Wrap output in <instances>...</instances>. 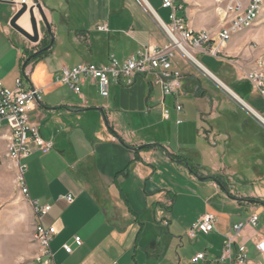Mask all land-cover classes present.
Listing matches in <instances>:
<instances>
[{"label": "crops", "instance_id": "1", "mask_svg": "<svg viewBox=\"0 0 264 264\" xmlns=\"http://www.w3.org/2000/svg\"><path fill=\"white\" fill-rule=\"evenodd\" d=\"M17 1L0 0V80L7 90H14L20 79L22 88L33 86L41 91V104L31 106L28 118L52 149L43 154L31 143L29 155L20 163L27 167L24 182L29 204L50 207L41 218L45 228L53 227L56 232L49 244L50 264H182L187 249L193 254L187 264H230L216 262L227 237L233 248L245 247L250 261L264 264V257L254 247L264 241V171L255 177L257 186L251 193L233 195L215 151L220 137L216 133L228 131L229 119L236 116L247 131L243 130L234 147L261 145L263 108L251 107L239 95L247 94L254 103L264 99L245 79L248 71L243 62L227 66L222 56L214 59L197 54L200 61L195 57L197 63H193L177 53L173 67L181 74L180 114L174 110L173 97L161 104L160 90L141 76L130 86L123 80L112 83L107 98L99 96L90 80L81 85L80 95L73 96L68 87L55 81L62 68L105 65L110 57L121 62L138 52L165 47L169 40L158 20L166 23L168 11L159 0H27L30 7L40 5L50 26L53 43L45 50L50 38L43 33L36 11L38 44L10 27ZM175 4L181 7L177 16L192 31L216 33L220 17L214 0H176ZM101 24H106L107 32L96 30ZM18 25L24 26L23 21ZM237 30L221 55L232 53L245 59L253 34L250 30L235 34ZM26 31L30 33L29 25ZM162 109L169 111L167 118H162ZM172 124L193 135L202 133L210 147L200 150L198 175L189 172L185 184L195 190L196 182H206L217 195L218 185L209 177H218L226 184L222 186L226 190L222 192L224 207L232 210H218L209 200L202 204L190 190L174 194L168 187L166 178H183L175 168L185 169L187 162L159 145L151 133ZM68 195L73 198L70 204L65 200ZM180 198L185 201V213L188 211L182 218L177 216ZM195 200L201 209L187 217L188 204ZM207 212L216 216L215 230L190 239V227ZM255 214V227L233 233L234 225L245 224ZM180 221L189 245L178 236ZM75 237L80 246L74 243ZM199 237L205 246L204 259L193 263L200 254H194ZM64 245L71 248L69 254L62 249Z\"/></svg>", "mask_w": 264, "mask_h": 264}, {"label": "built area", "instance_id": "2", "mask_svg": "<svg viewBox=\"0 0 264 264\" xmlns=\"http://www.w3.org/2000/svg\"><path fill=\"white\" fill-rule=\"evenodd\" d=\"M161 8L168 11L167 22L158 20L165 32L169 43L165 47L157 50H147L138 52L124 61H118L110 57L105 65L78 64L71 68H62L56 75L55 81L68 87L73 93L80 95L81 85L87 81H93L96 85L100 97L107 98L109 88L112 83H118L120 80L125 82L126 86L132 85L137 76L145 77L150 80L152 86H156L161 93L162 99L173 97L175 100L174 110L176 114L182 112V106L178 102L181 95V74L173 67V60L177 53L197 63L195 57L197 54L207 55L214 59H219L221 51L226 46L227 32L235 25L248 24V30L251 25V14L258 7L259 0H214L215 11L220 17V23L215 34L200 31L194 32L187 27L185 20L177 16L181 9L175 4L176 0H159ZM17 11L21 5L27 8V0H18L16 2ZM97 31L107 32L106 24L96 27ZM191 54L188 57L186 53ZM262 62H256L255 66L244 74L245 79L250 82L253 89L264 99V73ZM41 91L33 86L26 89L22 88L20 79L15 81V89L7 90L3 88L0 80V125H4L7 132V142H10L12 149V158L18 159L19 163V186L23 196L27 198V189L24 182L26 165L20 163L21 159L29 155V145L33 143L43 154L52 149L50 142L44 141L39 133L38 127L29 122L28 112L31 106L41 104ZM169 111L162 109V118H167ZM177 124L180 121H176ZM67 203H72L73 198L68 195L65 197ZM50 210L49 206L39 207V215H35V224L33 227V241L37 252L34 255V264H50L53 262L49 244L55 235L53 227L45 228L41 223V218ZM258 216L252 215L245 224H237L232 227L235 235H238L246 226L255 227ZM216 216L214 213L207 212L203 214L188 231V237L194 239L197 234L207 235L215 230ZM76 246L81 242L78 237L74 238ZM255 250L264 257V241H259L255 245ZM64 252L69 254L71 248L67 245L62 246ZM204 259V254H197L193 263ZM217 263L228 262L230 264H262L252 262L248 259L244 246L233 248L231 238H226Z\"/></svg>", "mask_w": 264, "mask_h": 264}, {"label": "rangeland", "instance_id": "3", "mask_svg": "<svg viewBox=\"0 0 264 264\" xmlns=\"http://www.w3.org/2000/svg\"><path fill=\"white\" fill-rule=\"evenodd\" d=\"M250 29L253 37L248 43V54L245 59L232 53H225L221 58L225 61L227 66L243 62V68L249 71L255 66L256 62H262L264 73V0L262 7L259 11L258 18ZM237 30V29H236ZM248 31V29H238L235 34ZM200 61V56H194ZM220 58V57H219ZM220 58V59H221ZM214 65L211 71L214 72ZM26 86V85H25ZM70 90V89H69ZM73 96H78L69 91ZM248 93V91H247ZM247 95V94H246ZM246 95L241 93V96L251 107L256 109L263 108L264 102L260 99L254 103L251 97L246 98ZM231 126L228 131H218L216 135L220 137L216 141V153L218 156L217 164L222 167L229 176L230 182L228 189L231 193H251L256 186L255 177L264 171V135L258 136V142L261 144L259 148L254 149H241L239 146L234 147L236 139L241 137L243 130L246 132V127H242V121L239 116L229 119ZM104 121V120H103ZM182 127H177L174 124L167 126L158 132L151 133L156 141L161 146H165L168 150L178 156L179 159H186L187 167L176 170V173L183 174L182 177H174L173 179L166 178L168 187L175 193H182L190 190L195 198L202 204L203 200H209L213 207L218 210L230 211L233 208L226 205V200L222 196L223 188L218 185L220 194L216 195L215 189L206 182L197 183L195 190L185 184V178L189 175L192 168L198 171L197 165L201 164L199 152L202 149L208 148L207 141L203 139L202 133L197 131L193 133L183 132ZM157 131V130H156ZM249 131V130H248ZM245 139H249L246 136ZM7 132L0 129V264H34L33 258L37 252L36 245L33 241V227L35 224V214L32 206L29 204L27 198L22 195L18 183V170L14 162L6 156L7 149ZM250 137H253L250 133ZM233 142V144H230ZM210 148V147H209ZM242 153V154H241ZM259 161L258 163L256 161ZM199 172V171H198ZM193 175L194 173L191 172ZM24 179L26 175L24 174ZM224 187L225 182L221 180ZM226 195V194H225ZM184 199L180 198L179 207L177 209L179 217H183L185 213ZM189 213L187 215L194 217L200 211L201 207L197 200L194 203L188 204ZM242 212V211H241ZM186 217V218H187ZM180 220V219H179ZM181 226L178 230V236L188 244L186 238L187 230L184 232L183 222L179 223ZM183 231V232H182ZM194 244V243H193ZM189 245V244H188ZM189 247V246H188ZM204 242L198 238V245L195 248L196 253L204 254ZM192 253L189 249L185 252L186 261L183 260L182 264H187L191 259Z\"/></svg>", "mask_w": 264, "mask_h": 264}, {"label": "water", "instance_id": "4", "mask_svg": "<svg viewBox=\"0 0 264 264\" xmlns=\"http://www.w3.org/2000/svg\"><path fill=\"white\" fill-rule=\"evenodd\" d=\"M35 11L37 12V15L40 18L41 27L43 30V33H45L50 38V43L48 47L45 49L47 50L53 43V36L51 34L50 26L41 10V7L39 4H34L33 6L27 8L25 5H21V8L16 12V14L12 17L10 20V27L15 30L17 33H19L21 36H23L27 41H29L32 44H38L41 40L40 34H39V23L37 21V18L35 16ZM26 18L27 23L30 28V33L21 28L18 25V22L22 19ZM198 180H201V178H198Z\"/></svg>", "mask_w": 264, "mask_h": 264}, {"label": "bare ground", "instance_id": "5", "mask_svg": "<svg viewBox=\"0 0 264 264\" xmlns=\"http://www.w3.org/2000/svg\"><path fill=\"white\" fill-rule=\"evenodd\" d=\"M262 4H263V0H259L258 7L256 9H254L253 14H251V25H253L254 22L256 21V19L258 18V14H259V11H260V9L262 7ZM20 21H23V25H24V26H21V27L23 29L27 30L28 23H27L26 18H22ZM236 29H248V24L235 25L234 27H232V29H230V32H227L226 43H228L230 41L231 34ZM186 54H187L188 57H191V54H189L188 52ZM3 127H4V125H0V129H2ZM6 156L12 162L15 163V165L17 167V170H18V181H19V163H18V159H13L12 158V149H11L10 142L7 143ZM36 205H37L36 203H32L31 204V206L34 208V214L35 215H39V207L36 206Z\"/></svg>", "mask_w": 264, "mask_h": 264}, {"label": "trees", "instance_id": "6", "mask_svg": "<svg viewBox=\"0 0 264 264\" xmlns=\"http://www.w3.org/2000/svg\"><path fill=\"white\" fill-rule=\"evenodd\" d=\"M178 163L179 164H182V162H181V160H178ZM188 166V165H187ZM194 174H197L198 175V173L195 171V170H193L192 168H189ZM209 179H211V180H213L215 183H217V185H219V186H223L222 185V183H221V181L219 180V178L218 177H216V176H213V177H209Z\"/></svg>", "mask_w": 264, "mask_h": 264}, {"label": "flooded vegetation", "instance_id": "7", "mask_svg": "<svg viewBox=\"0 0 264 264\" xmlns=\"http://www.w3.org/2000/svg\"><path fill=\"white\" fill-rule=\"evenodd\" d=\"M46 46H47V44H46V45H43V46H41L39 50H40V51H41V50H43V49H44Z\"/></svg>", "mask_w": 264, "mask_h": 264}]
</instances>
